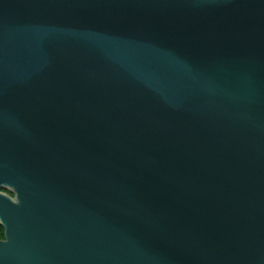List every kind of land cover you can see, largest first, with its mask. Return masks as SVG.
<instances>
[{
	"label": "water",
	"instance_id": "1",
	"mask_svg": "<svg viewBox=\"0 0 264 264\" xmlns=\"http://www.w3.org/2000/svg\"><path fill=\"white\" fill-rule=\"evenodd\" d=\"M0 225V264H264V0H0Z\"/></svg>",
	"mask_w": 264,
	"mask_h": 264
},
{
	"label": "trees",
	"instance_id": "2",
	"mask_svg": "<svg viewBox=\"0 0 264 264\" xmlns=\"http://www.w3.org/2000/svg\"><path fill=\"white\" fill-rule=\"evenodd\" d=\"M2 191H4V192H7V193H9V194H11L9 191H7V190H4V189H2ZM12 195V194H11ZM5 238V236H4V228L0 225V239H4Z\"/></svg>",
	"mask_w": 264,
	"mask_h": 264
}]
</instances>
